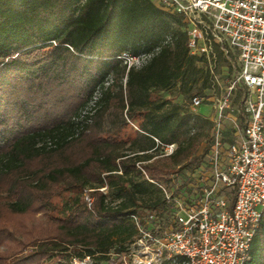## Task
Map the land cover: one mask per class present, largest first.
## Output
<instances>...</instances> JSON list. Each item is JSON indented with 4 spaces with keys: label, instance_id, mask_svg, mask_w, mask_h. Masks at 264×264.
<instances>
[{
    "label": "trees",
    "instance_id": "16d2710c",
    "mask_svg": "<svg viewBox=\"0 0 264 264\" xmlns=\"http://www.w3.org/2000/svg\"><path fill=\"white\" fill-rule=\"evenodd\" d=\"M186 40L153 0H0V264H111L131 215L165 213L156 184L182 179L211 129L159 96L211 89ZM124 52L149 58L127 69ZM244 264H264V211Z\"/></svg>",
    "mask_w": 264,
    "mask_h": 264
},
{
    "label": "built area",
    "instance_id": "2783aa9c",
    "mask_svg": "<svg viewBox=\"0 0 264 264\" xmlns=\"http://www.w3.org/2000/svg\"><path fill=\"white\" fill-rule=\"evenodd\" d=\"M153 2L179 17L189 55L204 59L212 86L190 108H208L211 129L195 166L171 188L156 184L165 213L130 216L131 248L138 264H244L264 211V0ZM148 58L119 56L127 69Z\"/></svg>",
    "mask_w": 264,
    "mask_h": 264
},
{
    "label": "rangeland",
    "instance_id": "374dc122",
    "mask_svg": "<svg viewBox=\"0 0 264 264\" xmlns=\"http://www.w3.org/2000/svg\"><path fill=\"white\" fill-rule=\"evenodd\" d=\"M222 65H223V63L221 62L220 66H222ZM159 96L162 99H169L173 103L185 105L188 108V110L191 111V113H193V114L200 115V116H209V114H210L209 109L204 107V106H202L198 109H195V110H191L190 105H189V101L184 100V98L179 93H177V91H175V90L171 91L170 93L160 94ZM204 147H205V141L199 146V149H198V155L199 156L203 152ZM193 165H194V163H192V166ZM189 169H190V167L185 169V170H182L180 173L183 174L184 172L189 171ZM170 178L172 180L173 177H170ZM174 181H176V179H174ZM171 185H172V183H171ZM40 215L41 214L36 215L35 221L32 222L33 226H31L30 228H38L39 227L38 226L39 225L38 219L41 217ZM26 231H28V230H26ZM16 235L19 236V234H16ZM130 249H131V251L128 252V255L121 257V259H119V260H115L116 259L115 256H111L112 257L111 264H138L136 249H132L131 247H130ZM4 250L5 249H4L3 245H0V253H3ZM132 253H133V255H132ZM90 263H91L90 259H87V258L83 262H78V261L74 262V264H90Z\"/></svg>",
    "mask_w": 264,
    "mask_h": 264
}]
</instances>
